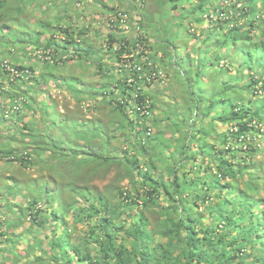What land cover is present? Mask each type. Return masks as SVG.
<instances>
[{
	"label": "trees",
	"instance_id": "obj_1",
	"mask_svg": "<svg viewBox=\"0 0 264 264\" xmlns=\"http://www.w3.org/2000/svg\"><path fill=\"white\" fill-rule=\"evenodd\" d=\"M70 1L75 3L80 0ZM137 1L141 3L144 0ZM213 1L216 0H197L194 8L190 0L154 1V6L160 13L165 5L170 4L172 10L177 11V15L171 17L166 11L164 18L170 17L171 20H177V23L166 27L159 23V26L155 27L157 33H168V29L172 27L179 28L189 37L196 39L198 44L194 57L191 58L187 53L184 55L187 71L181 72L182 78L179 76L185 95L182 99V113L191 116L194 103L192 96L197 97L198 94L195 87L204 93L202 86L207 83L213 90H217L214 88L217 79L222 82L221 74L229 77V70L233 62L237 64L234 59L238 58V55H248L252 63L254 57L256 65L257 60L261 59L264 65V32L260 35L262 39H252V32L259 29V18L264 19V0H222L233 1L230 8L235 7L234 3H241V8L236 6L234 11H238L239 19L247 23H233L236 21L234 14L210 21L209 29L212 32L205 34L200 42L199 34L197 35L193 28L192 33L189 32L188 24L197 27L204 22L202 16L208 5L213 6ZM25 4L23 0H0V29L17 33L5 23L8 17L21 19L19 15L23 13L22 7ZM183 4L189 6L185 8ZM225 11L224 8L220 10L222 13ZM72 15L77 17L74 12ZM147 15L149 19L150 14ZM185 19L189 20L186 26L182 25ZM55 23L57 25V22ZM30 24L41 27L51 38L54 37L55 30L64 34V43L73 48V55L76 58L83 57L78 51L81 43L77 37L84 35V32L73 30L70 23L65 28L61 25L50 28L46 20L36 19ZM139 26L143 24L139 22ZM19 29L17 36L7 34L0 38V45L5 50L3 55L8 52V48L4 46L8 43L10 35L14 36L11 39L13 42L18 40L19 35L23 40H27L25 27ZM37 33L34 34L33 40ZM200 34L202 35L201 31ZM108 38V46H111L115 37L109 35ZM54 44L52 39L44 49L50 52ZM237 45L241 46V54L235 50L234 57L231 56L227 62L228 51ZM27 51L23 50L17 58L12 57L14 61L0 60V77L3 78L0 84V98L8 100L4 111L0 109V123L9 121L16 124L14 127L17 130L13 135L6 134L7 139L17 143V148H12L6 143L0 144V161L8 159L11 162L16 158L25 169L33 168L39 171V176L27 187L28 196H25L24 208L21 205V208L13 205L8 211L0 212V264L4 261L2 259L5 253L6 257H11V264H21L23 256L27 259L24 264H264V199L256 198L258 191L264 187V162L259 163L252 159L257 146L255 137L261 135L255 119L261 121L264 118L261 115L264 103L261 104L259 114H250V109H244L243 105L226 104L220 97L223 92L213 91L205 101L207 103L204 108L207 113L202 114L198 108L195 113V118L198 117L200 123L204 122L203 119L210 118L209 128L194 130L192 119L193 128L191 124L185 134V140L181 142L184 146H181L179 151H173L172 148V154L168 153V156H176L179 152L181 157L174 158V165L168 171L171 178L165 181L163 173L156 171L154 163L162 161L170 167L168 158L164 156L169 149L167 142H155L156 149L166 148L164 153L152 152L153 154L145 158L149 152L146 148L148 140H154L152 125L149 124L147 134L148 130L144 124H138V114L134 120L128 119L126 115V108H132V93L134 105L139 107L147 99L150 109L153 108L151 97L145 95L143 89L137 90V86L127 85L128 74L115 78L111 84H101L97 89H100L101 93L93 91L88 94L89 98L103 96L102 105L109 108L106 118L108 123L98 125L96 138L99 143H95L92 136L91 140L89 130L84 132L78 122L77 125L73 122L72 116L66 114L60 117V123L52 122L51 118H48L46 105L40 100L37 101L40 102L38 110L50 133H44L45 138L37 136V131L21 119L25 111H37L34 108L36 105H33L32 88V94H28L25 89L30 88L31 84L28 82H35V77L28 78L27 81L13 77L10 81V74L4 69L8 63L13 69L22 72L28 69L33 72V68L22 65L30 57ZM124 51L121 46L119 50H115L118 61ZM174 53L176 56L179 52L177 50ZM85 56L90 59L96 54L87 51ZM136 56H132L127 63H137ZM169 66L172 67L173 64ZM95 67L97 73L102 74V64L99 61ZM226 77L224 80L229 82ZM41 81L43 82V79ZM253 86L254 81L250 86H245L251 95L254 94ZM120 94L125 96L119 101ZM187 98L189 100H186ZM199 98L198 102L202 103ZM9 99L12 100L9 102ZM185 100L191 104H185ZM15 103L21 107L18 112L12 109ZM152 117L150 116L151 119ZM214 122L222 126L235 125V130L228 128L219 134L217 139L214 137V144H210L205 137H211L213 134ZM141 125L144 127H140ZM49 126L55 129L56 126L60 127L59 133L56 135V130ZM109 127L122 132L124 140L128 135L125 140L127 143L121 146V150L111 145ZM24 130L30 133L29 143L25 141ZM64 133L76 139L72 138L63 143L61 137ZM16 134L18 135L15 136ZM174 135L171 134V137ZM189 138L191 141H188ZM194 142L198 143L195 151L191 148ZM25 143L29 145L27 148L22 147ZM218 143L223 148H216ZM197 155H201L203 159L208 158L209 165L207 162L195 165ZM80 162H84L83 166H80ZM113 164L124 171L122 179L128 180V186L107 185L101 192L94 186V181L106 177ZM188 164L192 165V169H196L194 177H189L186 173L179 175L181 169ZM245 176L248 177L245 183L248 193L238 192L232 195L234 187L230 180ZM11 182V187L15 188L13 194L20 195L24 190L23 186L15 184L13 179ZM164 202L166 206H163ZM200 206L203 209L198 212ZM12 209L16 211L11 212ZM145 213H156V216L151 219ZM205 215H208L210 225L205 224L208 220H204ZM213 222L216 224L212 225ZM24 223H28V226L24 227ZM11 235L16 239L29 237L23 249L24 255L15 252L17 242L8 238ZM44 245H47L49 250L44 249Z\"/></svg>",
	"mask_w": 264,
	"mask_h": 264
},
{
	"label": "rangeland",
	"instance_id": "obj_2",
	"mask_svg": "<svg viewBox=\"0 0 264 264\" xmlns=\"http://www.w3.org/2000/svg\"><path fill=\"white\" fill-rule=\"evenodd\" d=\"M26 2L25 6L22 7L23 13L19 15L21 19L17 20L12 17H8L6 21V25L8 27H12L17 33H14L16 36L18 34L19 28L25 27L27 30V40H23L19 35L18 40L13 42L11 39L14 37L13 33L8 31L7 29H0V38L7 34H13L8 37V43L4 46V48H8V52L4 55L2 54L5 51L0 45V60H12L13 58H17L19 54H22L23 50H28V54H37L38 56L42 54L44 57L43 61L37 62L36 59H26L25 63H22L23 66L33 68L32 75L35 77V82L30 83V88L25 87L28 90V94H32L34 102L33 105L37 111L32 110L30 112L25 111L22 114V121H27V125L33 127L35 132L37 131V136L44 137V133L50 131L46 128L45 121L42 118V115L38 110L39 106L37 102L38 100L42 101L46 105V110L48 113V118H51L52 122H59L62 119L60 117L67 114V116L74 119V123L77 125V122L80 124L81 128L84 129V132H88L90 139L91 136L94 139L95 143H99L98 138V125L103 122H107V115L109 114V108L106 105H102L101 95H96L92 98H89L88 94L96 91L100 92L101 90H97L101 84H111L115 78H121L126 73L117 72L119 61L115 56V50H119L122 44L125 45L128 49L130 47H134V44L137 41H141L142 49L144 52H136L138 49H133L131 53L135 57L138 56V60H140L141 54H145L147 57V64H149V69H155L154 72H157L160 76L159 80H155L149 84H143V81H137V87H141L143 89V93L151 97V102L153 103V108L151 109L150 114H152V119L148 120V125H152V133L154 135V140H148V144L146 145L148 153H146V157L148 158L152 152L155 153H164L166 148L162 150L156 149L155 142L163 141V144L167 142V147L169 148L165 155L168 158L169 166L164 165L162 161L154 163L157 172L163 173V179L169 180L171 177L169 176V170L171 166L174 165V158L180 159V154L169 155L171 153V149L173 151H177L181 146V144L185 140V134L188 133L190 129V125L193 123L192 119H194V130L207 129L210 126V118H205L200 123L198 121V117L195 118V113L198 108L202 114H206L207 110L204 108L206 105L205 101L211 96L213 91H221L223 94H220L226 104H239L243 105V108L250 109L249 113L259 114L261 104L264 103V93L261 96H253L250 91L247 90L245 86H250L253 79H260L264 82V65L262 64L261 59L257 60L258 65H256V61L253 57V63L248 55H238V58L234 59L237 62L236 69H231L229 71V77L221 74L222 82H219V78L216 80V88L217 90H213L211 85L202 86L204 88V93L198 90V87H195V91L198 92L197 97L192 96L193 106L192 116L188 113H182V108L184 109L183 97L185 98L183 89L181 86L183 83L179 78L181 72L187 71V65L185 62V54H189L192 58L196 55V48L198 44L196 39L189 37L186 32L180 30L179 28H170L168 33L160 31L157 33L155 31V27H158L159 23L162 25H174L177 23V20H171V16L177 15V11L172 10V4L165 5L162 13H160L159 9L154 6L155 0H144L138 2L137 0H80L75 3H70V0H23ZM192 3V7H195L197 0H190ZM18 5V3H16ZM233 1H222L216 0L213 1V6H207L206 13L209 12H219L221 8H224L225 13L227 15H233L236 17V21L233 23L240 22L246 24L247 21L239 19L238 11H234L236 6L241 8L242 4H235L234 8H230L232 6ZM185 8L189 6V4H183ZM192 8V9H193ZM169 12L168 18H164ZM77 15L76 18L73 17L72 13ZM147 13L150 14L149 19H147ZM203 13V12H202ZM15 15V14H14ZM66 15L65 17H63ZM125 16L126 23L120 22ZM61 17V18H59ZM162 17V19L160 18ZM41 18V19H40ZM44 21L46 20L50 24V28H54L55 26H62L65 28L66 25L70 23L72 25V29L75 31H82L84 35L77 37L78 41H80L81 46L79 47V53L83 56L82 58H76L73 55V48H69L64 43V34L54 31V37L51 38L49 33L44 31L39 26L31 25V22L34 20ZM57 19H61L58 21ZM204 20V19H203ZM30 22V23H29ZM57 22V25L56 23ZM143 24V26H139ZM184 26L189 23L188 19L182 21ZM259 29L255 32H252L253 40L260 37V35L264 32V19L259 18ZM16 27H15V25ZM239 23V24H240ZM2 24H0L1 26ZM211 23L202 22L197 27L192 26V24H188L189 32L192 33L193 29L195 33L199 34V41L201 42L204 39L205 34H210L212 32L210 28ZM209 26V27H208ZM127 27V30L125 29ZM193 28V29H192ZM247 27H245L246 29ZM200 31L202 35L200 34ZM29 32V33H28ZM35 32V33H34ZM38 32V33H37ZM37 33V36L32 39L34 34ZM109 35H113L115 40L112 42L111 46H108ZM262 39V37H260ZM53 39L55 43L50 52L44 47L49 44ZM84 39V40H83ZM23 40V41H20ZM127 40L126 42H124ZM167 42H169L167 44ZM241 48L240 45H237L235 48L230 49L227 54V58L231 59V56L234 57L235 50L238 52ZM178 50V55H174V51ZM92 54L95 53L96 56L88 59L89 57L85 56V52ZM31 52V53H30ZM99 54V55H98ZM241 54V51H239ZM22 56V55H20ZM136 56V57H137ZM174 56V57H172ZM13 57V58H12ZM31 57V56H30ZM116 57V58H115ZM154 57V58H153ZM183 58V59H182ZM154 59V60H152ZM182 59V60H180ZM256 59V58H255ZM60 60H62L60 62ZM14 61V60H12ZM99 61L102 64V74L97 73L96 62ZM173 66H169L172 65ZM176 62V64H175ZM154 63V65L152 64ZM236 64V63H232ZM151 66L153 68H151ZM110 71V73H108ZM235 72V73H234ZM151 72L149 71V74ZM234 74V75H233ZM191 76V74L189 75ZM233 76V77H232ZM42 77L40 80L39 78ZM181 77V76H180ZM225 77L229 82H226ZM182 78V77H181ZM43 79V82L41 81ZM39 80V81H38ZM3 81V78L0 77V84ZM5 82V81H4ZM226 82V83H225ZM228 87L226 88V86ZM242 87H245L244 90ZM32 90L30 91V89ZM225 88V89H224ZM96 89V90H94ZM216 92H214L215 95ZM133 94H131V107L126 108V115L128 119L133 120L136 110V105L133 103ZM123 96L119 95V101L122 100ZM198 97L202 101V103L198 102ZM125 98V97H124ZM3 99V98H2ZM0 100V105L8 102L6 98L2 101ZM189 99H191L189 97ZM188 98L186 100H189ZM12 99H9V102ZM185 104L190 105L191 103L186 102ZM35 103V104H34ZM221 109L222 106H220ZM257 111V112H256ZM261 111L263 112L262 117H264V108L262 107ZM215 110L213 113L215 114ZM47 116V115H46ZM212 116V114H211ZM150 117V116H149ZM2 120V119H0ZM50 122V121H49ZM3 124L0 123V144H8L12 146V148H17V143L11 139L6 138V134L10 133L13 135L17 130L16 124H11L9 121ZM9 123V124H8ZM60 123V122H59ZM213 121H211V124ZM7 124V125H6ZM93 124V125H92ZM255 124L259 127L260 136L256 135L255 141L257 146L255 147V153L252 157L256 162H264V118L258 121L255 119ZM50 125H53L50 123ZM150 125V126H151ZM50 128L56 130L54 133L57 135L59 133L60 127L56 126V129L53 126H49ZM140 127H144L141 125ZM29 128V127H28ZM86 128V129H85ZM193 128V124H192ZM232 131L235 130V125L232 126H222L218 122H214L212 127L213 134L208 137H205L206 141L210 144H214L215 139L218 138L219 134L224 133L227 129ZM68 129V128H66ZM9 130V131H7ZM27 131L24 130V133ZM177 132V134H176ZM200 132V131H199ZM23 133V135H24ZM42 133V135H41ZM53 133V135H54ZM108 133L112 137L110 140L111 145L118 150H121V146L123 147L127 142L125 141L128 138H123V133L116 128H108ZM175 134L171 137V134ZM26 133L25 141L29 143V137ZM193 134V133H192ZM16 134L15 136H17ZM86 135H84L85 137ZM215 137V139H214ZM40 138V140H41ZM76 139L74 136L68 137L66 133H64L61 137V141L63 143L69 142L70 139ZM87 138V136H86ZM91 139V140H93ZM214 139V141H213ZM56 140V138L54 139ZM170 140V141H169ZM44 141V140H43ZM46 141V140H45ZM57 141V140H56ZM55 141V144L58 143ZM191 141V138L188 139ZM221 141V140H220ZM51 142V141H50ZM92 142V141H91ZM48 143V139H47ZM53 144V142L51 143ZM21 146V145H20ZM29 146V145H28ZM27 144H22V147L27 148ZM222 146L219 143L216 145V148H221ZM191 148L195 151L198 148V143L194 142L191 144ZM223 148V147H222ZM2 151V147L0 146V153ZM179 151V150H178ZM188 153H190L188 151ZM153 154V153H152ZM208 158L203 159L201 155L196 156L195 165L199 163L207 162ZM80 166H83L84 162L79 163ZM207 165L209 163L207 162ZM211 166V165H210ZM169 167V168H168ZM192 165L188 164L184 169H181L179 175L182 173H186L189 177H194L196 173V169H192ZM258 168V167H256ZM193 170V171H192ZM124 171L118 167L116 164H113L109 168V173L106 177L102 179H97L94 181V186L99 191H103L107 185H118L127 187L128 180L122 179ZM44 175V173H43ZM39 176V171H36L33 168L25 169L19 162L11 163L0 161V212L8 211L13 205H17L18 207L24 208L25 204V196H28L26 193L27 187L29 183L31 184L35 177ZM48 177V176H46ZM264 177V175L262 176ZM12 179L15 184L22 185L24 190L20 193V195L13 194L15 191L12 185ZM248 177L244 178H235L230 180V184L234 187V191L232 195H236L238 192L248 193L245 187V183ZM226 181V180H225ZM58 188V187H56ZM258 195L256 198L264 199V187L258 191ZM21 205V206H20ZM163 206H166V202L163 203ZM203 209L202 206L199 207L198 212ZM14 209L11 210V212ZM157 208L155 211L157 212ZM16 211V210H14ZM23 211V210H22ZM146 216L153 219L156 216V213H145ZM69 219V217H68ZM208 219V215L204 216V220ZM205 224L210 225V219L205 221ZM216 223L213 222L212 225ZM28 223H24V227H27ZM78 231H81V226L78 228ZM8 238H12L16 241V249L15 252L24 255V246L26 242L29 240V237L26 236L23 239H16L14 235L8 236ZM1 240V239H0ZM2 242V241H1ZM2 243H0V247ZM44 249H47L48 246L44 245ZM49 250V248L47 249ZM5 253L3 255L2 264H11V257H6ZM6 257V258H5ZM30 259V258H29ZM27 260L23 256L20 261L21 264H24V261Z\"/></svg>",
	"mask_w": 264,
	"mask_h": 264
},
{
	"label": "built area",
	"instance_id": "obj_3",
	"mask_svg": "<svg viewBox=\"0 0 264 264\" xmlns=\"http://www.w3.org/2000/svg\"><path fill=\"white\" fill-rule=\"evenodd\" d=\"M124 18L122 20H120V22L122 23H126L125 21V16H123ZM125 29L127 30V27H125ZM127 40H125L124 42H126ZM127 43V42H126ZM126 43L122 44L121 47H123L125 49V51L120 55L119 57V65H118V70L117 72H123L128 74L127 77V85H136V82L139 81H143V84H149L153 81H155L156 79L159 80L160 76L157 72H154L155 69H149V64H147V57H146V53L147 50L145 51V54H141L140 60L137 61V63H127L128 60L133 56L132 53H127V51H132L133 49H138L136 52H144L142 49V44L141 41H137L134 44V47H130L129 49L125 46L127 45ZM139 54V53H138ZM151 68H153L151 66ZM5 70L11 75V77L14 78H22V73H19L17 71H15L14 69L10 68L8 65L5 67ZM149 71L151 72L149 74ZM136 89H142L140 86L136 87ZM135 99V96H134ZM21 107H19V105L17 103L14 104L13 106V111L18 112L20 110ZM128 110V108H127ZM11 112V111H10ZM134 114H138V116L140 117V120L138 121L139 124H144V126L147 128L149 133V128H148V123L147 121L149 120V116H150V106H149V101L147 99H145L144 103L141 104L139 107L136 106V110L134 111ZM135 119V118H134ZM133 119V120H134Z\"/></svg>",
	"mask_w": 264,
	"mask_h": 264
},
{
	"label": "clouds",
	"instance_id": "obj_4",
	"mask_svg": "<svg viewBox=\"0 0 264 264\" xmlns=\"http://www.w3.org/2000/svg\"><path fill=\"white\" fill-rule=\"evenodd\" d=\"M227 14H225V13H222V12H216V13H213V12H209V13H206V14H203V16H202V18L204 19V21L205 22H207V23H210V21H216V20H219V19H224L223 18V16H226ZM31 53V52H30ZM28 54V53H27ZM29 56H31V57H29L30 59H32V60H34V59H36L37 60V62H38V60L39 61H43V59H44V57L42 56V54H40L39 56L37 55V54H29ZM7 64L8 63H6V66H7ZM8 66L11 68V66L8 64ZM234 67V68H233ZM232 68L233 69H236V68H239V67H237V64H232ZM231 68V69H232ZM5 69V68H4ZM13 69V68H12ZM231 69L229 70V71H231ZM15 71H17V72H19V73H22V78H20L22 81L23 80H28V78H32V77H34V75H32V72L30 71V70H28V69H26V71H24V72H22V70H16V69H14ZM24 73V74H23ZM235 73V72H234ZM234 75V74H233ZM9 78H10V81L13 79V77H11V75H9L8 76ZM253 81H254V94H253V96H261L263 93H264V82H262V80H260V79H253ZM6 82V81H5ZM255 82H256V84H255ZM7 83V82H6ZM29 84L30 83H32V81H29L28 82ZM243 88V87H242ZM2 98H0V100H1ZM4 100V98L2 99V101ZM8 102H6V103H4V104H2V105H0V109H2L3 111H4V109H5V107H6V104H7ZM150 112H151V109H150ZM150 116H152V114H150ZM151 118H149V120H150ZM139 124V123H138ZM5 162H9V160L7 159H5L4 160ZM16 162H18L17 161V159L15 158L14 160H12L11 161V163H16Z\"/></svg>",
	"mask_w": 264,
	"mask_h": 264
}]
</instances>
